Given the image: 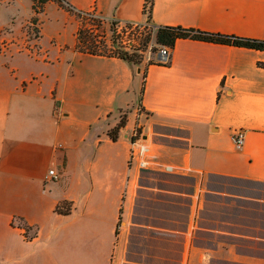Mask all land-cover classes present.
Instances as JSON below:
<instances>
[{"label": "crops", "instance_id": "crops-1", "mask_svg": "<svg viewBox=\"0 0 264 264\" xmlns=\"http://www.w3.org/2000/svg\"><path fill=\"white\" fill-rule=\"evenodd\" d=\"M69 1L108 21L147 22L145 0ZM71 19L50 1L41 54L0 53V264L245 261L240 242L264 235L219 201L239 194L205 189L204 180L264 183V50L178 39L169 65L135 64L77 51ZM150 25L262 40L264 0H154ZM122 115L114 141L108 131ZM166 126L186 131L176 136L185 144L153 143ZM136 128L177 171L130 165ZM64 201L68 214L56 211Z\"/></svg>", "mask_w": 264, "mask_h": 264}, {"label": "rangeland", "instance_id": "rangeland-1", "mask_svg": "<svg viewBox=\"0 0 264 264\" xmlns=\"http://www.w3.org/2000/svg\"><path fill=\"white\" fill-rule=\"evenodd\" d=\"M27 1L28 0H20V4H18L16 3V0H0V47L2 48L0 53H7L10 50H23L34 56L41 54L39 39L42 35V14H44L45 11L39 14L38 22L32 24L31 19L34 16L32 0H30V12L26 18L28 13L26 5ZM70 15L72 16V19L67 24L69 29L66 33L67 35H70L71 28H74L75 35L81 21L74 15ZM108 22L110 21L107 20L106 22L107 29L111 36L112 32L110 31ZM134 38V44L136 47L139 48L138 46H140L142 48V51H139L138 53L142 54L141 63H144V61H160L158 60V55L160 54L162 46L157 43L155 33H153L146 46L142 41L144 36L142 37L139 32L136 33ZM127 50L128 52L134 51V49ZM157 130L166 133L168 136L163 137L152 135L150 136V139L153 143L158 142L170 145L185 144L184 139L177 138L176 136L185 137L187 134L186 131L167 126L159 127ZM182 182L185 184L188 182L189 189L192 180L188 178L183 179ZM204 187L205 189H224L225 191L239 194L241 196L240 198L223 196L222 198H219V201H221L222 206H224L229 212L233 213L239 211L241 215L237 221L245 225V227L243 226L244 229L256 231L257 233L264 235V183L209 176L204 180ZM209 199L212 200L209 204L214 206L219 204L216 201V198L209 197ZM253 227H255V230ZM239 250L247 256L245 261L231 262L214 258L211 260L210 264H259V262L264 264V242H240Z\"/></svg>", "mask_w": 264, "mask_h": 264}, {"label": "trees", "instance_id": "trees-1", "mask_svg": "<svg viewBox=\"0 0 264 264\" xmlns=\"http://www.w3.org/2000/svg\"><path fill=\"white\" fill-rule=\"evenodd\" d=\"M50 1L56 2L61 8L68 13L79 18L81 24L75 32V49L79 52H84L93 55H103L110 57H118L120 59L138 64L142 62V48H135L133 52H128L123 45L120 34H118L117 26L121 23L118 20H111L109 23L112 35H109L107 29V20L98 15L94 11H85L77 9L69 0H32V9L34 16L31 19L32 24L38 22L39 14L45 11L46 4ZM154 0H145L144 13L147 15V23L150 24L153 13ZM126 26L131 27L133 23L125 22ZM116 27V28H115ZM139 28L137 29V31ZM146 33V34H144ZM153 33L156 35L157 43L162 47L173 48L178 39H196L214 43L229 44L240 47H247L251 49L264 50V39L245 38L233 35H224L218 33H211L195 28H187L183 26H159L156 29L152 26L141 32L144 38L142 39L146 46L151 39ZM142 43V44H143ZM115 44V45H114ZM2 48L0 47V52ZM169 65L170 62L151 61L149 64ZM264 67V63H261ZM145 77V76H144ZM145 83V79H144ZM126 115H122L120 122L108 131L112 140L116 141L119 137L120 130L126 125ZM137 136L142 133L140 128H136ZM72 209L70 202L64 201L56 206V211L61 214H68ZM26 228L31 227L25 225Z\"/></svg>", "mask_w": 264, "mask_h": 264}, {"label": "built area", "instance_id": "built-area-1", "mask_svg": "<svg viewBox=\"0 0 264 264\" xmlns=\"http://www.w3.org/2000/svg\"><path fill=\"white\" fill-rule=\"evenodd\" d=\"M150 27L151 25L148 24L147 22L144 24L133 23L131 27H128L124 24V22H121L117 26V30H118V34H120L125 49L135 50V48L137 47L134 44V39H135L134 36H136L137 32H139L140 34L142 31H145ZM138 28L139 30L137 31ZM170 56H171L170 47L163 46L160 50V60L162 62H169ZM234 141L237 146H242L244 142V133L242 131L238 132L234 136ZM129 163L131 166H135L138 169H158L167 172H175L178 170V168L172 165L164 164L158 161L155 158L154 154L151 152L150 146L146 141V139L141 138V136H137L136 131L132 137ZM49 176L51 180L58 179V174L55 172L54 169L50 170ZM32 229H33L32 227L30 229L24 227V232L26 237L28 238L34 237V235L32 234Z\"/></svg>", "mask_w": 264, "mask_h": 264}]
</instances>
